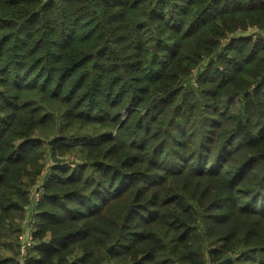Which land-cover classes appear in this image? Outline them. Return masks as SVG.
<instances>
[{
	"label": "trees",
	"instance_id": "16d2710c",
	"mask_svg": "<svg viewBox=\"0 0 264 264\" xmlns=\"http://www.w3.org/2000/svg\"><path fill=\"white\" fill-rule=\"evenodd\" d=\"M41 181L21 264H264V0H0V264Z\"/></svg>",
	"mask_w": 264,
	"mask_h": 264
},
{
	"label": "built area",
	"instance_id": "2783aa9c",
	"mask_svg": "<svg viewBox=\"0 0 264 264\" xmlns=\"http://www.w3.org/2000/svg\"><path fill=\"white\" fill-rule=\"evenodd\" d=\"M53 163L51 161H48L45 168H48L52 165ZM44 173H45V170H43L41 172L40 175H43L42 178L44 177ZM43 181H44V178H43ZM43 181L36 183V184H32L30 186V198L33 199V202H32V207H30L29 211H28V214H27V219H26V222H25V232H24V240L25 242L21 244L20 246V252H19V256H18V259H19V263L21 264L24 260V257L26 256L27 254V249L28 247L31 246L32 244V234H31V230L33 228V213L35 212V209H36V206L34 205L36 203V201L39 199V196L42 194L43 192Z\"/></svg>",
	"mask_w": 264,
	"mask_h": 264
},
{
	"label": "water",
	"instance_id": "95a60500",
	"mask_svg": "<svg viewBox=\"0 0 264 264\" xmlns=\"http://www.w3.org/2000/svg\"><path fill=\"white\" fill-rule=\"evenodd\" d=\"M52 141H53V139L49 140L50 143H51ZM110 249H111V246L108 248V250H110ZM227 260H228V258H225L224 260H222V261H220V262H218V263H216V264H224Z\"/></svg>",
	"mask_w": 264,
	"mask_h": 264
},
{
	"label": "rangeland",
	"instance_id": "374dc122",
	"mask_svg": "<svg viewBox=\"0 0 264 264\" xmlns=\"http://www.w3.org/2000/svg\"><path fill=\"white\" fill-rule=\"evenodd\" d=\"M227 42V41H226ZM225 42V43H226ZM51 139H53V138H51ZM53 142V141H52ZM51 142V143H52ZM50 142H49V144H51ZM72 157H70V158H65L64 156H62V158H61V160H63L64 162H67V160H69V159H71ZM37 208V207H36ZM34 217V216H33Z\"/></svg>",
	"mask_w": 264,
	"mask_h": 264
}]
</instances>
